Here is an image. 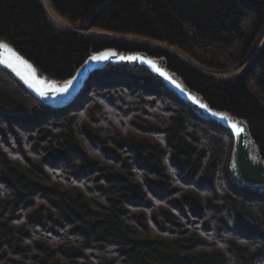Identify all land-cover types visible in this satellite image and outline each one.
Masks as SVG:
<instances>
[{
    "label": "trees",
    "instance_id": "trees-1",
    "mask_svg": "<svg viewBox=\"0 0 264 264\" xmlns=\"http://www.w3.org/2000/svg\"><path fill=\"white\" fill-rule=\"evenodd\" d=\"M48 1L78 30L42 0H0V38L42 72L107 47L163 56L264 158V0ZM231 146L144 68L96 71L61 111L0 70V264H264V192L232 182Z\"/></svg>",
    "mask_w": 264,
    "mask_h": 264
},
{
    "label": "water",
    "instance_id": "water-1",
    "mask_svg": "<svg viewBox=\"0 0 264 264\" xmlns=\"http://www.w3.org/2000/svg\"><path fill=\"white\" fill-rule=\"evenodd\" d=\"M86 33L110 36L92 31L84 34ZM0 45L6 46L0 47V70L39 103L55 111L63 110L80 96L89 78L96 71H101L107 66L124 70L144 68L154 79L160 81L165 89L188 106L198 118L206 122H214L228 131L232 139L228 161L232 182L240 188L264 192V158L251 134L248 122L244 118L210 105L201 93L190 88L182 77L169 69L163 56L157 57L144 51H122L107 47L91 51L69 77L56 79L38 69L7 40L0 38ZM104 54H107L108 58L103 61L90 59L92 56ZM120 57H137V59L121 60ZM41 92L44 94L41 95Z\"/></svg>",
    "mask_w": 264,
    "mask_h": 264
},
{
    "label": "rangeland",
    "instance_id": "rangeland-1",
    "mask_svg": "<svg viewBox=\"0 0 264 264\" xmlns=\"http://www.w3.org/2000/svg\"><path fill=\"white\" fill-rule=\"evenodd\" d=\"M49 3V1H48ZM54 11V10H53ZM55 12V11H54ZM56 13V12H55ZM57 14V13H56ZM58 15V14H57ZM58 17L60 18V20H56L54 19L48 12H47V19L49 21V23L58 31H64V30H78L76 29L74 26L70 25V23L62 16L58 15ZM87 31H92V32H99V33H105V34H109L110 36L108 37H112V38H120L122 40H127V41H133V42H139V43H145V44H151V45H156V46H160V47H165V48H168L170 50H173L172 47H169L168 45L164 44V43H161V42H156V41H153V40H148V39H142V38H132L130 36H119V35H116V34H110V33H106V32H101V31H98V30H87ZM87 31H80L81 33H85ZM88 35V33H86ZM89 35H93V36H100V35H95V34H89ZM264 40V37L261 39V42ZM260 42V43H261ZM260 45H258L256 48H258ZM242 68L241 67H238L234 70H231V71H228V72H217V73H214L215 76L217 77H221V78H227L229 76H231L235 71H238Z\"/></svg>",
    "mask_w": 264,
    "mask_h": 264
},
{
    "label": "snow or ice",
    "instance_id": "snow-or-ice-1",
    "mask_svg": "<svg viewBox=\"0 0 264 264\" xmlns=\"http://www.w3.org/2000/svg\"><path fill=\"white\" fill-rule=\"evenodd\" d=\"M0 47H6V46L0 45ZM107 58H108L107 54H104V55H99V56H92L90 59L93 60V61H103V60H105ZM17 59H19V58H17ZM120 59L121 60H125V59L135 60V59H137V57H120ZM20 62L24 63L23 61H20ZM9 67H11V65H9ZM27 67H30V66H27ZM69 83H71V82H69ZM65 90H66V88H65ZM40 94L43 95L44 93L41 92ZM202 107H203V105H202Z\"/></svg>",
    "mask_w": 264,
    "mask_h": 264
},
{
    "label": "bare ground",
    "instance_id": "bare-ground-1",
    "mask_svg": "<svg viewBox=\"0 0 264 264\" xmlns=\"http://www.w3.org/2000/svg\"><path fill=\"white\" fill-rule=\"evenodd\" d=\"M42 3H43V6H44V8H45V10H46V12H48L54 19H56V20H60V18L58 17V15L53 11V9L49 6V3H48V0H42ZM89 35V34H88ZM120 39V38H119ZM86 59V58H85ZM79 97V96H78ZM77 99V98H76ZM75 99V100H76ZM74 100V101H75ZM73 101V102H74ZM72 102V103H73ZM71 103V104H72ZM70 104V105H71ZM68 107V106H67ZM65 109V108H64Z\"/></svg>",
    "mask_w": 264,
    "mask_h": 264
}]
</instances>
